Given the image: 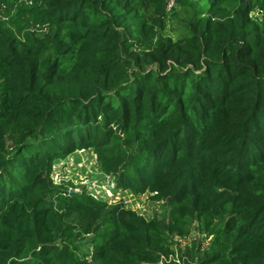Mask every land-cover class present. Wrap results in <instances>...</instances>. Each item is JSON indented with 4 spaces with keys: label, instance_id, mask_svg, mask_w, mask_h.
<instances>
[{
    "label": "trees",
    "instance_id": "trees-1",
    "mask_svg": "<svg viewBox=\"0 0 264 264\" xmlns=\"http://www.w3.org/2000/svg\"><path fill=\"white\" fill-rule=\"evenodd\" d=\"M171 1L0 0V264H264V0Z\"/></svg>",
    "mask_w": 264,
    "mask_h": 264
},
{
    "label": "rangeland",
    "instance_id": "rangeland-1",
    "mask_svg": "<svg viewBox=\"0 0 264 264\" xmlns=\"http://www.w3.org/2000/svg\"><path fill=\"white\" fill-rule=\"evenodd\" d=\"M56 183H73L72 192H81L86 187L89 194L106 200L110 204L123 203L127 208L137 211L147 219L166 217L167 206L156 202L152 194L136 196L130 192L115 190L110 177H104L99 170L96 156L92 151H80L68 160L59 163L54 172ZM194 236H197L196 234Z\"/></svg>",
    "mask_w": 264,
    "mask_h": 264
},
{
    "label": "built area",
    "instance_id": "built-area-1",
    "mask_svg": "<svg viewBox=\"0 0 264 264\" xmlns=\"http://www.w3.org/2000/svg\"><path fill=\"white\" fill-rule=\"evenodd\" d=\"M173 6H174V0L171 1L169 7L171 8V7H173ZM184 243H185V242H184Z\"/></svg>",
    "mask_w": 264,
    "mask_h": 264
}]
</instances>
